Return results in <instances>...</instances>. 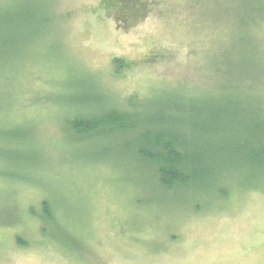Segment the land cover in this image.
I'll list each match as a JSON object with an SVG mask.
<instances>
[{"label":"rangeland","instance_id":"obj_1","mask_svg":"<svg viewBox=\"0 0 264 264\" xmlns=\"http://www.w3.org/2000/svg\"><path fill=\"white\" fill-rule=\"evenodd\" d=\"M249 4L0 0V29L15 34L0 55V264H264V178L232 167L166 190L114 136L66 128L77 81L148 113H179L187 93L226 98L216 78L240 39L264 56Z\"/></svg>","mask_w":264,"mask_h":264},{"label":"trees","instance_id":"obj_2","mask_svg":"<svg viewBox=\"0 0 264 264\" xmlns=\"http://www.w3.org/2000/svg\"><path fill=\"white\" fill-rule=\"evenodd\" d=\"M250 3V14L255 16L246 25L249 31L256 17H264V0ZM34 24L40 27L45 23H27V29ZM10 28L0 29L6 33L0 36V55L7 51V43L9 47L14 43V29L10 32ZM248 36L239 41L241 48L246 47L241 59L231 60L229 71L216 78L222 86L218 96L226 92V98L201 100L187 93L182 96L179 113L171 110V105H159L148 113L142 104L136 108L138 104L131 99L130 107L120 108L90 85L77 81L75 86L82 92L65 103L74 110L66 125L69 135L114 136L166 190L191 184L212 172L222 181L226 177L223 172L232 167L245 171L250 180L264 178V56ZM228 81L236 86L229 90L225 86ZM213 155H218V160L214 161Z\"/></svg>","mask_w":264,"mask_h":264}]
</instances>
